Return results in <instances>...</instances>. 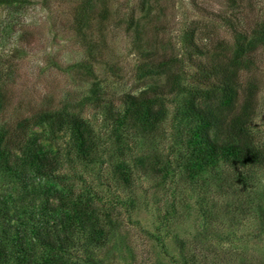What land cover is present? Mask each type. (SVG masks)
<instances>
[{
	"label": "rangeland",
	"instance_id": "1",
	"mask_svg": "<svg viewBox=\"0 0 264 264\" xmlns=\"http://www.w3.org/2000/svg\"><path fill=\"white\" fill-rule=\"evenodd\" d=\"M22 1L15 9L0 3L1 148L20 169L22 147L35 139L25 146L48 150L57 169L26 183L0 161V246L12 255L0 264H24L14 259L11 227L38 216L42 196L48 209H66L53 189L88 201L107 241L97 247L75 233L58 261L31 241L29 264H264V0ZM201 67L231 90L228 107L210 102L220 112L212 140L233 139L239 128L242 150L260 163L209 166L192 180V125L172 88L195 90ZM124 95L162 109L151 132ZM74 120L91 137L85 158L68 130ZM22 121L27 128L17 130ZM163 166L166 179L156 172ZM119 168H127L128 185Z\"/></svg>",
	"mask_w": 264,
	"mask_h": 264
},
{
	"label": "trees",
	"instance_id": "2",
	"mask_svg": "<svg viewBox=\"0 0 264 264\" xmlns=\"http://www.w3.org/2000/svg\"><path fill=\"white\" fill-rule=\"evenodd\" d=\"M27 2V1H26ZM1 5H4L7 8L20 6L21 3L24 4L22 0H1ZM12 8V9H13ZM229 27H232L231 23H228ZM192 32H190V35ZM239 34L235 33L237 37V52H244L246 48L245 42L241 39L239 41ZM264 36V31L260 34L259 37ZM239 38V39H238ZM194 49L196 44L193 39L190 38L188 47ZM190 56V52L187 53ZM201 72L196 75L198 78L195 79V90L184 88H176L173 90L172 94L175 96L181 97V118L185 122L192 125V132L190 134V139L194 145L195 151L194 154L189 157V161L185 166V170L190 179H194L205 167L217 168L220 164L230 163L231 161L237 163L239 166H245L247 162L254 161L256 164L260 163V160L255 157L248 158L246 147L242 150V137L241 134L243 131L237 128L235 134L231 137H228L226 142H217L212 140L210 133L214 125L219 122L220 112L218 108L213 107V111L210 106V102L216 101L220 106L222 105L229 106L230 93L231 90L228 88L227 82H224V77L220 79L218 77H213V74L209 70H205L204 67H201ZM216 83V84H215ZM198 87V88H197ZM201 87L210 88L200 89ZM157 91H152L151 95H156ZM122 100L128 105V111L133 110V113L136 117L137 123L140 125L142 131L151 132L154 128V125L163 118L162 109H154V99L143 98V96H132L124 95ZM126 110L125 113L128 111ZM128 117L127 114L119 117L118 123L122 125V120ZM27 122L22 121L16 127L17 130H23L27 128ZM238 127V125H237ZM56 130L63 131V125L61 122L56 126ZM70 135L73 138V141L77 147L78 153L81 157L85 158L89 155L91 150V137L87 132L84 121L74 120L72 125L68 128ZM20 138V137H18ZM16 138L13 143L18 148H21V141ZM22 140V139H21ZM28 142L33 145L36 144V140L27 139ZM26 141V142H27ZM25 142V144H26ZM24 146V153H22L20 161V169L17 165L9 166V156L5 148H1V138H0V161L3 162L4 166L7 167L9 174H12L13 177L30 183L29 180L34 178V176L42 177L50 176L57 169V160L54 155H52L48 150H40L35 146L32 147V144ZM25 163L30 164V170L25 168ZM24 165V166H23ZM158 174L163 175V179H166L169 176V169L167 166L159 167L156 169ZM119 176L121 181L124 184H129V172L127 168H119ZM53 197L58 200V207L62 206L66 209H48L52 207V203L48 198L42 199V202L39 206L37 212L38 216H32L30 212L29 217L25 220L20 218L18 224L12 228V235L10 245L14 247L16 255L14 259L17 262H22L24 264L31 263L30 252L32 250V243L34 241L40 246H45L50 252V259L52 261H58L59 253L68 251L70 248L69 245L73 241L74 234H78L79 237L86 236L87 239L94 244L95 246H102L107 241V234L99 220L93 217L92 209H89L90 204L88 201L81 203L80 201L68 199L69 193L62 190L53 189ZM7 212L3 211L2 215L6 216ZM52 218V222L50 221ZM109 222L110 219L108 218ZM114 223L109 224V226L114 227ZM110 227V228H112ZM10 229V228H9ZM31 243V244H30ZM68 246V247H67ZM11 252L7 253L2 246H0V263L3 260L10 258L9 255ZM12 256V255H10Z\"/></svg>",
	"mask_w": 264,
	"mask_h": 264
}]
</instances>
